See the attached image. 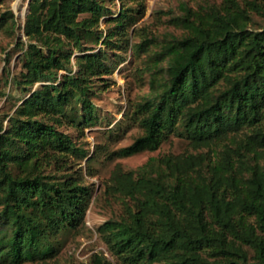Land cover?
Here are the masks:
<instances>
[{
    "label": "trees",
    "instance_id": "trees-1",
    "mask_svg": "<svg viewBox=\"0 0 264 264\" xmlns=\"http://www.w3.org/2000/svg\"><path fill=\"white\" fill-rule=\"evenodd\" d=\"M102 9L100 0H30L27 42L18 41V84H43L0 132V264L51 257L57 235L85 216L90 187L43 172L45 164L77 152L70 136L44 118L58 119L76 99L84 103L85 120L93 119L87 76L106 71L100 54L77 55V76L58 73L69 69L68 45L88 50L84 38L94 32ZM251 11L264 14V0L187 9L179 21L188 33L165 45L167 76H153L151 93L137 108L144 131L117 153L155 150L179 126L195 146L218 144L245 127L251 133L236 154L230 147L207 164L193 154L166 155L157 160L161 173L149 163L136 176L116 169L114 185L135 204L100 230L123 263L264 264V167L245 152L264 154V28H249ZM129 18L122 11L118 25Z\"/></svg>",
    "mask_w": 264,
    "mask_h": 264
},
{
    "label": "rangeland",
    "instance_id": "rangeland-1",
    "mask_svg": "<svg viewBox=\"0 0 264 264\" xmlns=\"http://www.w3.org/2000/svg\"><path fill=\"white\" fill-rule=\"evenodd\" d=\"M100 1L102 17L93 27L94 32L85 36L83 41V48L88 50L82 52L68 45L66 50L71 52L69 69L58 73L59 78L66 74L77 76L81 71L77 55L100 54L107 65L106 71L87 76V84L90 85L88 98L94 104V117L86 121L84 103L75 99L58 119L44 118L70 136L77 152L67 153L60 161L45 164L43 172L57 180L71 176L89 186L92 195L78 226L61 231L55 238L57 250L54 255L46 259L26 260L22 264H125L109 249L100 230L107 221L126 216L127 206L135 204L132 197L114 185L116 169L134 172L136 176L149 163L154 174L161 173L163 167L157 160L166 155L193 154L203 158L207 164L230 147L236 154L240 140L251 133V128L245 127L234 137V133H229L218 144L195 146L179 126L178 131L170 133L155 150L119 155L117 152L121 148L133 143L144 131L142 115L137 108L151 93L153 76H167L168 60L162 55L165 45L188 33L179 20L186 16L187 9L194 13L204 12L209 5L220 4L222 0ZM29 6L30 0H0V132L8 128L10 117L15 115L31 91L43 84L38 82L27 88L18 84L23 71V50L18 41L27 42L24 30ZM124 10L128 11L130 18L119 26L118 18ZM250 14L249 28H264V14L257 11ZM245 152L251 163L264 167V154ZM260 234L264 236V233ZM244 248L250 257L254 255L251 247L245 245Z\"/></svg>",
    "mask_w": 264,
    "mask_h": 264
}]
</instances>
